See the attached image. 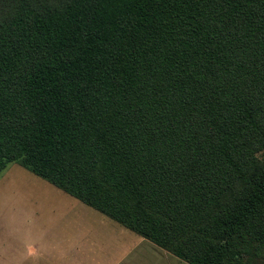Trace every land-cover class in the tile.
Wrapping results in <instances>:
<instances>
[{
  "label": "trees",
  "instance_id": "trees-1",
  "mask_svg": "<svg viewBox=\"0 0 264 264\" xmlns=\"http://www.w3.org/2000/svg\"><path fill=\"white\" fill-rule=\"evenodd\" d=\"M264 0H0L16 163L187 264H264Z\"/></svg>",
  "mask_w": 264,
  "mask_h": 264
},
{
  "label": "crops",
  "instance_id": "crops-1",
  "mask_svg": "<svg viewBox=\"0 0 264 264\" xmlns=\"http://www.w3.org/2000/svg\"><path fill=\"white\" fill-rule=\"evenodd\" d=\"M11 222L13 231L6 233L5 264H161V260L167 264L169 261L167 256H157L153 248L144 246L143 238L108 218H13ZM13 244L22 249L13 248Z\"/></svg>",
  "mask_w": 264,
  "mask_h": 264
},
{
  "label": "rangeland",
  "instance_id": "rangeland-1",
  "mask_svg": "<svg viewBox=\"0 0 264 264\" xmlns=\"http://www.w3.org/2000/svg\"><path fill=\"white\" fill-rule=\"evenodd\" d=\"M258 156L264 161V151ZM13 218L106 217L27 169L16 163H9L0 172V264H5L6 233L13 231L11 222ZM141 240L144 246L153 248L157 256H167L169 260L167 264H187L149 241ZM13 248L20 250L22 246L13 244ZM162 263L165 261L161 260Z\"/></svg>",
  "mask_w": 264,
  "mask_h": 264
}]
</instances>
